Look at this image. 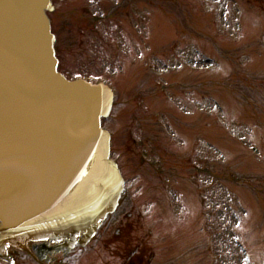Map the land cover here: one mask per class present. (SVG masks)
I'll return each mask as SVG.
<instances>
[{"label": "rangeland", "instance_id": "obj_1", "mask_svg": "<svg viewBox=\"0 0 264 264\" xmlns=\"http://www.w3.org/2000/svg\"><path fill=\"white\" fill-rule=\"evenodd\" d=\"M116 1L56 3L53 18L74 37L61 59L71 76L114 83L108 126L145 117L135 132L158 133V151L141 148L162 172L141 156L125 163L128 227L101 231L82 264H125L136 249L132 264H264V0H150L109 13ZM145 77L153 89L138 106ZM122 150L116 139L113 154ZM14 264L33 263L19 254Z\"/></svg>", "mask_w": 264, "mask_h": 264}, {"label": "water", "instance_id": "obj_2", "mask_svg": "<svg viewBox=\"0 0 264 264\" xmlns=\"http://www.w3.org/2000/svg\"><path fill=\"white\" fill-rule=\"evenodd\" d=\"M52 0H0V258L33 239L86 245L124 190L101 126L105 84L58 71Z\"/></svg>", "mask_w": 264, "mask_h": 264}, {"label": "flooded vegetation", "instance_id": "obj_3", "mask_svg": "<svg viewBox=\"0 0 264 264\" xmlns=\"http://www.w3.org/2000/svg\"><path fill=\"white\" fill-rule=\"evenodd\" d=\"M65 19L59 18L58 21L52 19L53 30L57 36V51L59 57H62V52L64 51L63 43H66L67 47L70 48V46L68 45L69 43H72L71 40L73 38L72 34L69 31L70 23L67 21V19ZM62 64L64 68L65 62H62ZM122 120L123 119L115 120V123L111 125V127L114 131L113 147L116 144V139L121 140V145L125 147V150L120 151L119 155L115 156L113 154L114 158L119 162L123 173H127L128 167H125V163H128L129 161L131 162L133 161V159L139 156H141V165L147 167V170L155 171V169L157 168V160L151 159L150 157L154 155H152L149 150L146 151L145 147L141 148V146L148 145L158 151V144H160V139L157 135L158 133L154 130H148L146 131V133H144V135H139L137 137V135L135 134V128H139L140 130H142L141 127H138V124L136 122L134 125L132 122H130V119H126L125 121ZM126 125L130 126L126 127ZM143 140H145V143L143 142ZM147 141L148 143H146ZM136 148H138L137 153L135 152ZM127 196L129 197L122 200L120 204L122 208L121 211L117 215H114L107 219L103 224L100 232L110 231L111 234L113 228L116 227V235H119L121 231H125L127 229V221L132 217V210L135 209V198L130 192L127 194ZM109 239H112V236L107 237L106 240ZM58 245L59 243L56 242L33 240L29 243L30 254H28V258L33 264H82V260L84 259L82 255L84 252L83 247L76 246L69 252L60 248ZM138 252L139 250L136 249L132 253V256L128 257V260L125 264H132L133 260L131 259Z\"/></svg>", "mask_w": 264, "mask_h": 264}, {"label": "trees", "instance_id": "obj_4", "mask_svg": "<svg viewBox=\"0 0 264 264\" xmlns=\"http://www.w3.org/2000/svg\"><path fill=\"white\" fill-rule=\"evenodd\" d=\"M133 1H140V0H133ZM165 6L168 7L169 10L175 11V10H177L178 4L177 3H175V4L166 3ZM237 89L245 92V90L242 88V86H237Z\"/></svg>", "mask_w": 264, "mask_h": 264}]
</instances>
